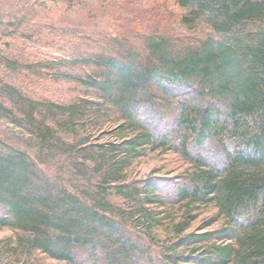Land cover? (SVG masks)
<instances>
[{
    "label": "rangeland",
    "instance_id": "rangeland-1",
    "mask_svg": "<svg viewBox=\"0 0 264 264\" xmlns=\"http://www.w3.org/2000/svg\"><path fill=\"white\" fill-rule=\"evenodd\" d=\"M185 15L178 0H0V154L11 147L26 153L33 175L28 190L42 207L57 202L50 208L60 217L63 200L74 199L166 253L205 258L166 259L171 264H233L214 257L216 246L241 247L236 237L217 232L230 226L217 202H174L162 193L193 163L170 146H153L103 90L75 77L91 72L79 63L92 52L141 48L161 35L175 50L200 43L209 31L188 26ZM156 98L170 103L158 91ZM9 213L0 205V264H74L40 245L60 233V222L40 235L17 226ZM192 232L213 235L173 248Z\"/></svg>",
    "mask_w": 264,
    "mask_h": 264
},
{
    "label": "trees",
    "instance_id": "trees-1",
    "mask_svg": "<svg viewBox=\"0 0 264 264\" xmlns=\"http://www.w3.org/2000/svg\"><path fill=\"white\" fill-rule=\"evenodd\" d=\"M178 3L186 9L185 24L210 32L200 43L175 50L170 37L161 35L148 37L141 48L81 53L79 64L92 69L75 77L103 90L131 124L143 127L140 136L153 146H170L193 163L191 173L163 184L162 193L174 202H217L230 224L217 232L236 237L241 247L216 246V259L264 264V0ZM157 91L170 103L157 99ZM32 178L25 152L11 147L0 154V205L9 207L17 226L39 234L60 222L59 234L54 230L40 240L55 256L74 264L205 259L166 253L160 243L151 245L130 227L74 199L63 200L60 217L50 208L57 202L38 205L34 190H28ZM211 235L188 233L173 248Z\"/></svg>",
    "mask_w": 264,
    "mask_h": 264
}]
</instances>
